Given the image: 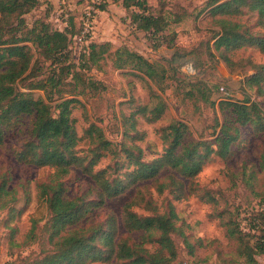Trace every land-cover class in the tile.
Here are the masks:
<instances>
[{"label": "trees", "instance_id": "1", "mask_svg": "<svg viewBox=\"0 0 264 264\" xmlns=\"http://www.w3.org/2000/svg\"><path fill=\"white\" fill-rule=\"evenodd\" d=\"M41 1L0 0V147L5 146L10 127L18 125L25 115L34 117L31 137L20 150L14 151V155L19 163L49 168L48 174L37 180L36 189L38 198L47 203L51 213L47 231L53 249L24 264H174L178 250L173 235L180 227L177 225L179 216L173 201L186 200L196 194L204 201L217 203V198L209 190L203 192L193 181L211 155L227 159L233 154V144L240 138L242 126H253L257 131H264L261 104L250 97L243 101L220 100L218 107L224 120L217 123L220 130L214 141H187L188 124L174 120L159 130L164 145L163 153L145 161L141 157L144 150L136 144V141L145 137V132L138 126L139 117L142 116L148 124L155 123L164 116L168 107L163 97L152 90L154 105H139L130 112L123 124L124 140L120 144L107 139L102 127L90 124L84 134L97 146L85 164V158L76 151L84 137L79 135L77 119L73 117V105L79 100L64 96L60 87L71 76V80L66 82L70 90L66 91L76 95L79 92L81 70H90L103 60L112 51V42H98L93 38L83 40L86 49L80 52L78 61H75L72 57V41H77L82 34V20L78 21L75 32L72 31L73 20L77 21L75 16H69L65 27L59 29L50 20V10L53 9L50 4V10L35 17L30 24L27 15L41 7L44 3ZM45 1L49 5V0ZM147 3V0H122L121 4L136 32H145L154 40H161L156 47L165 42L168 47L175 49L173 55L165 58L164 62L168 70L177 71L186 61L185 57L187 61L190 60L188 55L197 50L175 44L176 31L171 33L172 38L167 37L164 34L167 18L150 11ZM207 6L218 26L211 38L203 42L207 56L222 60L231 71H245V86L256 87L257 92L263 94L264 62L236 58L235 55L238 50L251 47L264 56V0H208ZM132 7H135L134 10ZM96 8L105 11L107 5L99 4ZM244 14H255V26L259 28L245 24L241 20ZM115 54L117 67L136 70L139 72L137 76L148 85L151 81L158 88H163L166 68H160L144 55L127 47L118 48ZM42 60L44 63L49 62L48 67L52 68L46 78H38L42 73ZM247 69L254 72L249 73ZM178 81L181 85L188 83L189 88L184 92L187 99L198 97L199 101L216 105V101L210 99L212 92H207L211 87L204 81L188 74ZM20 83L24 84L26 90H22ZM89 85H96V82L90 79ZM36 89L44 90L46 100L34 96L33 90ZM55 93L60 101L54 108L51 101ZM128 139L130 142L127 143L125 140ZM134 148L138 150L137 154L133 152ZM120 152L128 158L127 164H122L127 169L124 174L120 166L113 179L107 168L93 170L105 153L117 156ZM259 167L264 174V152ZM78 168L93 180L95 186L70 196L71 179L68 177ZM252 175L256 178L255 172ZM9 182L10 174L0 169V210H7L8 222L18 213L14 205L17 201L16 190L10 187ZM131 187H135L136 191L123 206L122 223L128 234L142 232V235L140 241L129 243L128 237H117L119 222L115 216L96 220L93 214L106 199L118 197ZM24 191L29 196L27 188ZM93 191H96L97 199L90 200L87 196ZM146 191L151 193L150 198H145ZM166 193L167 210L159 213L154 194L162 196ZM261 203L259 208L251 210L246 227H242L238 216L233 223L224 224L226 236L237 241V252L246 257L249 264H262L258 256L264 254V199ZM140 205L154 211V214L140 215L134 211ZM146 244L156 247L149 248ZM186 244L189 245L188 240Z\"/></svg>", "mask_w": 264, "mask_h": 264}, {"label": "rangeland", "instance_id": "2", "mask_svg": "<svg viewBox=\"0 0 264 264\" xmlns=\"http://www.w3.org/2000/svg\"><path fill=\"white\" fill-rule=\"evenodd\" d=\"M41 2H44L41 7L27 15L30 24L35 17L44 15L52 4L53 9L49 10L50 20L54 26L63 29L69 16H75L77 21L73 20V32L77 29L78 21L81 20L82 13L88 5H107L105 11L97 10L94 25L91 32L86 34V39L110 41L112 51L90 70H81L77 89L79 92L76 95L67 92L70 86L66 85V82L71 80V76L65 79L60 87L64 96L79 100L73 105V117L77 119L79 135L84 137L76 151L85 158V164L97 146L84 134L90 124L95 123L102 127L107 139L114 144H120L124 140L123 124L130 112L139 105H154L152 90L163 97L168 107L164 116L155 123L148 124L142 116L139 117L138 126L145 132V137L136 141V144L144 150L141 157L145 161H150L163 153L164 145L159 130L174 120L188 124L187 141H214L220 130L217 123L224 120V115L218 107L220 100L243 101L250 97L253 101H258L264 111V83L263 94H259L256 87L245 86V71H231L222 60L210 59L207 56L203 42L211 38L213 30L218 29L210 15L208 0H147L150 11L167 18L166 33L170 34L164 33L167 37L172 38L171 33L176 31L175 44L189 50L192 48L197 50L188 55L190 60L187 61L185 57L186 61L177 71L168 70L164 62L165 58L173 55L175 49L168 47L165 42L156 47L161 40H154L145 32H136L123 9L122 0L117 3L114 0H49L47 1L49 5L45 0ZM255 19V14H244L241 17L245 24L257 29L259 27L255 26ZM72 46L74 48L72 57L78 61L80 52L86 49L85 44L77 39L72 41ZM124 47L144 55L160 68H166L167 73L162 80L163 88H158L151 81L148 85L137 76L139 72L136 70L115 65L117 59L115 52L118 48ZM235 57L251 58L258 63L264 62V56L251 47L238 50ZM48 65L49 62L44 63L43 60L40 62L42 73L38 78H46L52 72ZM247 70L249 73L254 72ZM187 74L197 77L211 87L207 92H212L210 99L216 101L215 106L197 100L198 97L195 99L184 97L189 85L188 83L181 85L178 79ZM90 79L95 81L96 85H89ZM20 84L22 90H26L24 84ZM221 87H224V90H221ZM82 90L83 92H80ZM33 93L35 97H43L46 100L44 90L36 89ZM59 101L55 93L54 100L51 101L54 108ZM33 119L34 117L25 115L18 125L10 127L6 135V144L0 147V169L10 174L9 184L16 190L17 201L14 205L18 212L15 218L8 222L7 210H0V264H24L44 256L53 249L47 231L51 213L47 203L38 198L36 189L37 180L46 176L49 168L19 163L14 155V151L20 150L31 137ZM125 141L130 142L129 139ZM120 149L121 146L119 151ZM133 152L137 154L138 150L134 148ZM263 152L264 131H257L253 126H242L241 136L233 144V154L227 159L211 155L197 179L193 181V184L203 192L209 190L217 198V203L204 201L196 194L190 195L186 200L173 201L179 216L177 225L180 227L173 235L178 250L174 264H249L246 257L237 252V241L226 236L224 224L233 223L234 218L238 216L242 227H246L249 224L251 210L262 205L264 174L260 170L259 161ZM105 154L93 167L94 171L107 168L111 179L118 174L116 170L118 166L122 169V174L127 171L122 167V164L128 162L126 154L121 152L117 156ZM253 172L256 173V178L251 176ZM68 179H71L70 196H76L90 186H95L93 180L80 168L75 169ZM25 188L29 196L25 194ZM135 191V187H131L118 197L106 199L103 206L93 214L96 215V220L115 216L119 222L117 237H128L129 243L140 241L142 235V232L128 234L122 223L123 206ZM144 196L150 198L151 193L146 191ZM167 196V193L162 196L154 194L159 213L167 210ZM87 198L97 199L96 191L90 193ZM134 211L140 215L154 214V211L143 205L135 207ZM186 240L189 245L186 244ZM146 246L156 247L154 244ZM258 260L264 264V254L258 256Z\"/></svg>", "mask_w": 264, "mask_h": 264}, {"label": "built area", "instance_id": "3", "mask_svg": "<svg viewBox=\"0 0 264 264\" xmlns=\"http://www.w3.org/2000/svg\"><path fill=\"white\" fill-rule=\"evenodd\" d=\"M97 10H98V8H96L95 4L88 5L84 9V11L82 13V17H81V20H82L83 25H84V29L82 31V34L78 37V39H80V41L86 40V38H87L86 34L91 32V29H92L94 22H95V14H96ZM221 90H224V87H221Z\"/></svg>", "mask_w": 264, "mask_h": 264}, {"label": "crops", "instance_id": "4", "mask_svg": "<svg viewBox=\"0 0 264 264\" xmlns=\"http://www.w3.org/2000/svg\"><path fill=\"white\" fill-rule=\"evenodd\" d=\"M117 3V2H116ZM116 5V4H115Z\"/></svg>", "mask_w": 264, "mask_h": 264}]
</instances>
